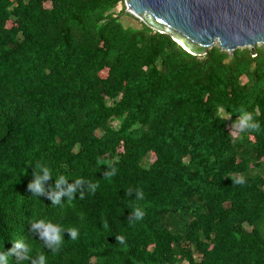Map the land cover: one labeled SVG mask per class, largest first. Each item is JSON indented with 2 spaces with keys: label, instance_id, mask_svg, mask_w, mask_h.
Masks as SVG:
<instances>
[{
  "label": "trees",
  "instance_id": "trees-1",
  "mask_svg": "<svg viewBox=\"0 0 264 264\" xmlns=\"http://www.w3.org/2000/svg\"><path fill=\"white\" fill-rule=\"evenodd\" d=\"M123 4L0 0V250L23 239L46 264H264V45L192 54L127 25ZM241 108L260 132L233 126ZM40 218L64 229L59 250L31 229Z\"/></svg>",
  "mask_w": 264,
  "mask_h": 264
},
{
  "label": "water",
  "instance_id": "water-1",
  "mask_svg": "<svg viewBox=\"0 0 264 264\" xmlns=\"http://www.w3.org/2000/svg\"><path fill=\"white\" fill-rule=\"evenodd\" d=\"M129 12L170 34L187 51L203 55L213 45L232 52L264 44V0H125Z\"/></svg>",
  "mask_w": 264,
  "mask_h": 264
},
{
  "label": "clouds",
  "instance_id": "clouds-1",
  "mask_svg": "<svg viewBox=\"0 0 264 264\" xmlns=\"http://www.w3.org/2000/svg\"><path fill=\"white\" fill-rule=\"evenodd\" d=\"M218 115L221 120L230 118L220 114ZM232 123L233 126L237 127L240 131L255 130L260 132L262 130L260 122L253 118L252 113L243 108L239 110L238 115ZM37 168L40 169V174H37L34 180L29 182L28 187L33 194L41 196L45 192L43 181L49 178L50 170L48 166L40 164L37 165ZM114 173L115 169H112L109 175ZM65 180L66 178L63 175L57 176V186L64 184ZM81 182L82 181L80 179H75L73 184H68L63 190L57 191L54 195H51V202L53 204H59L61 202L62 195H65L69 200H71L74 190ZM235 182L244 183V179L243 177H238ZM88 187L95 190L96 185L90 184ZM134 193L137 200L143 198V193L141 191L135 190ZM143 216L144 211L141 207L132 206L131 219L138 221L141 220ZM31 229L38 234V238L43 242V246L51 249L53 252L59 250L63 246L64 229L59 224L40 218L31 223ZM68 233L72 239L77 237V231L75 229L68 231ZM115 238L116 241L121 244L124 242V238L122 236H116ZM9 251L15 253L17 264H25V262L28 264L29 261H31V264H46V257L44 255H34L32 245L23 239L14 240L13 247L10 250H0V264H10Z\"/></svg>",
  "mask_w": 264,
  "mask_h": 264
},
{
  "label": "rangeland",
  "instance_id": "rangeland-1",
  "mask_svg": "<svg viewBox=\"0 0 264 264\" xmlns=\"http://www.w3.org/2000/svg\"><path fill=\"white\" fill-rule=\"evenodd\" d=\"M124 6H125V12L126 13H124V15H123V17H122V19L125 21V23L127 24V25H135V26H139L140 25V19L137 17V19H139L138 21H135L133 18H131L130 16H128V14L127 13H130L129 12V10L127 9V7H126V5H125V0H124V4H123ZM47 6H50V3H48L47 4ZM120 6H122V3H120L119 4V7ZM131 14V13H130ZM217 45V44H216ZM262 45H264V44H257V46H262ZM241 48H245V47H241ZM247 48H251V47H247ZM107 74V69H105L103 72H102V75H106ZM235 133V132H234ZM150 159L151 160H154L155 159V156H154V154H152L151 156H150Z\"/></svg>",
  "mask_w": 264,
  "mask_h": 264
}]
</instances>
